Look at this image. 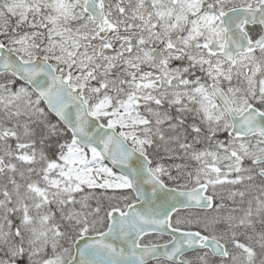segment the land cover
<instances>
[{"label":"snow or ice","instance_id":"6c2138e0","mask_svg":"<svg viewBox=\"0 0 264 264\" xmlns=\"http://www.w3.org/2000/svg\"><path fill=\"white\" fill-rule=\"evenodd\" d=\"M0 264H264V0H0Z\"/></svg>","mask_w":264,"mask_h":264}]
</instances>
